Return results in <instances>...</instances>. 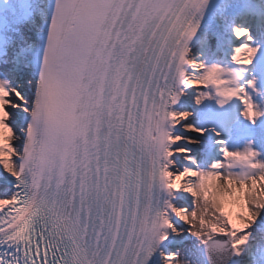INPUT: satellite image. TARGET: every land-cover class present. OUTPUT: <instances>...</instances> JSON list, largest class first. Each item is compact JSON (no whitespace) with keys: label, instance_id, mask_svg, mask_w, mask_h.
<instances>
[{"label":"snow or ice","instance_id":"1","mask_svg":"<svg viewBox=\"0 0 264 264\" xmlns=\"http://www.w3.org/2000/svg\"><path fill=\"white\" fill-rule=\"evenodd\" d=\"M0 264H264V0H0Z\"/></svg>","mask_w":264,"mask_h":264},{"label":"rangeland","instance_id":"2","mask_svg":"<svg viewBox=\"0 0 264 264\" xmlns=\"http://www.w3.org/2000/svg\"><path fill=\"white\" fill-rule=\"evenodd\" d=\"M189 135H194V134H192V133H189Z\"/></svg>","mask_w":264,"mask_h":264}]
</instances>
